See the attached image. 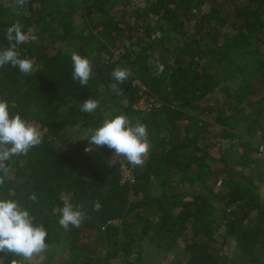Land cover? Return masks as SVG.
Returning a JSON list of instances; mask_svg holds the SVG:
<instances>
[{
    "label": "trees",
    "instance_id": "1",
    "mask_svg": "<svg viewBox=\"0 0 264 264\" xmlns=\"http://www.w3.org/2000/svg\"><path fill=\"white\" fill-rule=\"evenodd\" d=\"M24 7L0 0V49L19 21L38 37L19 46L34 71L0 69V99L10 115L47 132L41 145L14 158L0 198L20 201L47 230L48 247L30 264H153L147 240L173 264H220L232 236L240 263L264 264V202L239 179L222 129L264 116V93L252 98L264 88V0H27ZM179 31L187 36L177 46ZM73 51L92 62L87 86L72 80ZM234 54L259 60L247 72L233 66ZM117 67L131 71L120 96L111 89ZM144 95L153 103L147 111L137 109ZM89 98L100 101L92 114L79 108ZM121 114L147 125L151 148L142 166L106 146L85 151L83 130ZM252 147L245 143L240 153L230 145L239 165ZM125 168L131 178L124 181ZM65 199L86 213L79 228L58 224ZM0 257L4 264L16 259Z\"/></svg>",
    "mask_w": 264,
    "mask_h": 264
},
{
    "label": "clouds",
    "instance_id": "2",
    "mask_svg": "<svg viewBox=\"0 0 264 264\" xmlns=\"http://www.w3.org/2000/svg\"><path fill=\"white\" fill-rule=\"evenodd\" d=\"M13 10L25 8L27 0H10ZM8 47L0 49V69L5 66L18 68L25 76L34 71V63L30 58H22L19 46L28 42H35L38 37L25 33L23 25L16 21L5 31ZM73 81L80 86H87L93 76L92 62L77 52L71 53ZM163 71V65H159ZM111 77L115 81L111 85L114 94L120 96L123 89L120 87L131 75L130 69L117 67L112 70ZM100 107V101L89 98L79 104L80 111L92 114ZM147 125L136 122L134 125L123 114L114 118L103 119L100 126L88 127L83 130L82 138L87 139L89 146L86 152L93 149L107 147L114 150V155L123 157L133 167L142 166L145 157L150 152ZM43 142L42 131L30 120L23 119L19 113L10 115L8 101L0 99V188H4L7 178L12 174L11 163L16 157L26 156L31 149ZM36 202L35 193L28 196ZM102 205L93 203V211H100ZM59 226L64 230L70 227L79 228L86 218L82 206H74L70 199L63 201L60 208ZM36 217L29 209L15 199L0 198V253L7 256L13 254L11 264H30L34 257L39 256L47 249L46 228L36 222ZM0 264H4L0 257Z\"/></svg>",
    "mask_w": 264,
    "mask_h": 264
},
{
    "label": "rangeland",
    "instance_id": "3",
    "mask_svg": "<svg viewBox=\"0 0 264 264\" xmlns=\"http://www.w3.org/2000/svg\"><path fill=\"white\" fill-rule=\"evenodd\" d=\"M205 8L206 4L204 3L200 8H197L196 12L201 15L203 14ZM179 34H182V32L179 31L175 35L176 39H172L173 43L177 46H179L182 39H185L187 36V33L185 35L182 34L183 37L179 36ZM257 58L258 54H249L243 57L236 55L233 66L236 68L242 67V69L244 66H247V72H251L254 68V63L259 60ZM230 84V88L236 91L238 80H233L230 82ZM141 88L144 89L143 86H141ZM257 92V95L252 97L253 99L261 98L260 96H262V93H264V88L258 87ZM217 97L219 98L218 101L224 100V95L220 91H217ZM212 102V105H217L216 101L212 100ZM152 105V101H149L148 96L144 95L142 100L138 103L137 109L147 111L152 107ZM230 114L232 115V112ZM33 123L42 131L43 134L47 132V130L42 128L39 123ZM222 129H226L225 131H227L229 135L228 140H223V145L228 143L226 147L224 146V149L228 150L226 153L228 154V157H230L239 179H241L246 184L252 185L261 201L264 202V116L260 120H254V118L247 117H244L241 121H239V119H235L226 127H222ZM245 143H251V146L253 147L250 148L248 153H246V160L243 162V167L242 165H239L241 161L239 154H237L234 149H231L230 145H237V151L241 153L242 151L245 152L243 150V144ZM214 159V157L209 158L212 168L215 165ZM123 173V179L127 180L131 178L129 169L125 168ZM220 240L222 241V238ZM144 249L146 260L151 261L153 264H173L172 257H168V253L165 249L159 248L155 244L148 242V240L145 241ZM221 255L223 259L220 261V264H242L238 260L239 256L236 250L235 236H232L228 239V243L225 245ZM36 257H40V255ZM36 257H34V259Z\"/></svg>",
    "mask_w": 264,
    "mask_h": 264
},
{
    "label": "built area",
    "instance_id": "4",
    "mask_svg": "<svg viewBox=\"0 0 264 264\" xmlns=\"http://www.w3.org/2000/svg\"><path fill=\"white\" fill-rule=\"evenodd\" d=\"M125 173V172H124ZM124 173H123V176H124ZM125 180V179H124Z\"/></svg>",
    "mask_w": 264,
    "mask_h": 264
}]
</instances>
